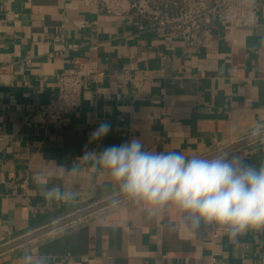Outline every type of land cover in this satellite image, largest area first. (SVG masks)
Instances as JSON below:
<instances>
[{
	"label": "crops",
	"instance_id": "0c3cea01",
	"mask_svg": "<svg viewBox=\"0 0 264 264\" xmlns=\"http://www.w3.org/2000/svg\"><path fill=\"white\" fill-rule=\"evenodd\" d=\"M122 4V5H120ZM251 29L215 22L208 41L138 34L121 0H0V246L121 193L85 152L139 139L144 150L204 156L264 130V5ZM97 46L96 73L84 78L81 104L55 129L29 108L55 94L59 75ZM138 69L134 83L124 69ZM107 122L109 133L90 134ZM3 149V150H2ZM259 167L264 138L230 152ZM47 188L76 193L50 201ZM189 231L175 208L155 215L129 199L0 254L20 264L28 248L50 264H264V230L238 240Z\"/></svg>",
	"mask_w": 264,
	"mask_h": 264
},
{
	"label": "clouds",
	"instance_id": "9594fccd",
	"mask_svg": "<svg viewBox=\"0 0 264 264\" xmlns=\"http://www.w3.org/2000/svg\"><path fill=\"white\" fill-rule=\"evenodd\" d=\"M110 129L109 123H101L90 134V140L106 136ZM83 159H94L120 192L132 203L145 207L150 216L175 208L189 231L214 226L233 241L250 230H264V163L254 166L243 155L230 154L224 148L206 157L146 151L135 138L99 154L85 152ZM33 179L46 188L44 194L50 201L68 203L75 199L72 190H63L59 185L47 188L48 181L39 173ZM20 264L50 261L46 255L26 248Z\"/></svg>",
	"mask_w": 264,
	"mask_h": 264
},
{
	"label": "built area",
	"instance_id": "2783aa9c",
	"mask_svg": "<svg viewBox=\"0 0 264 264\" xmlns=\"http://www.w3.org/2000/svg\"><path fill=\"white\" fill-rule=\"evenodd\" d=\"M125 2L134 11L136 33H155L163 37L180 35L189 46L197 49L207 43L208 32L215 22H226L229 32L251 29L261 19L258 4L264 5V0H121ZM96 49L93 45L89 55L75 58V66L62 71L50 100L29 108L31 120L55 129L67 125V114L81 104L84 78L97 71ZM6 71L7 64L0 62V79ZM140 74L141 70L127 68L122 71L121 79L134 83ZM211 229L215 238L224 235L217 227Z\"/></svg>",
	"mask_w": 264,
	"mask_h": 264
},
{
	"label": "water",
	"instance_id": "95a60500",
	"mask_svg": "<svg viewBox=\"0 0 264 264\" xmlns=\"http://www.w3.org/2000/svg\"><path fill=\"white\" fill-rule=\"evenodd\" d=\"M263 138H264V130H261V131L257 132L256 135H254V136L250 135L248 137H245L243 139H240L238 141L230 143V144H228V145H226L224 147H221V148H219V149H217V150H215V151H213V152H211V153H209L207 155H204L202 157L210 156L213 153H215V152H217V151H219L220 149H223V148L230 153L232 151L238 150V149H240L242 147H245V146H247V145H249L251 143H254V142L258 141V140H261ZM124 199H126L124 194L119 193V194H116V195H114L112 197H109V198H107V199H105L103 201H100V202H98V203H96L94 205H91L89 207L81 209V210H79V211H77L75 213H72V214H70V215H68V216H66V217H64L62 219H59L58 221H55L54 223L46 225L45 227H42V228H40V229H38V230L28 234V235H25V236H23L21 238H18V239L14 240V241H11L9 243H6V244L0 246V254L3 253V252L8 251L10 249H13V248H15L17 246H20V245H22V244H24V243H26L28 241H31V240H33L35 238L41 237V236H43V235H45V234H47V233H49V232H51L53 230H56V229H58L60 227H63L65 225H67V224H70V223H72V222H74L76 220H79V219H81L83 217H86V216H88V215H90L92 213H95V212H97L99 210H102V209H104L106 207H109L110 205L115 204L117 202H120V201H122Z\"/></svg>",
	"mask_w": 264,
	"mask_h": 264
}]
</instances>
